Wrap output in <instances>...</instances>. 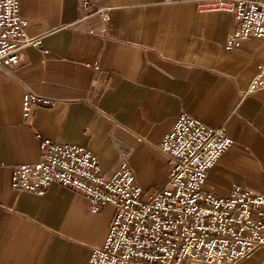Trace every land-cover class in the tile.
<instances>
[{
  "label": "crops",
  "instance_id": "crops-1",
  "mask_svg": "<svg viewBox=\"0 0 264 264\" xmlns=\"http://www.w3.org/2000/svg\"><path fill=\"white\" fill-rule=\"evenodd\" d=\"M20 11L42 44L0 68V264H87L115 215L112 205L93 213L57 183L42 195L12 188L14 168L41 159L42 139L92 151L107 176L126 162L147 199L169 181L159 145L187 113L234 141L206 188L264 194V89L248 93L264 38L228 50L232 11L202 12L196 0H90L88 10L81 0H20ZM87 14L93 32L80 23ZM26 94L51 103L25 113ZM238 264H264V246Z\"/></svg>",
  "mask_w": 264,
  "mask_h": 264
},
{
  "label": "built area",
  "instance_id": "built-area-1",
  "mask_svg": "<svg viewBox=\"0 0 264 264\" xmlns=\"http://www.w3.org/2000/svg\"><path fill=\"white\" fill-rule=\"evenodd\" d=\"M171 2L173 0H164ZM202 12L229 10L237 26L226 48L237 49L249 37L264 38V0H196ZM84 10L90 0H81ZM104 21L109 11L98 10ZM82 27L93 32L89 14ZM20 11V0H0V68H15L28 47H40ZM264 89V64L248 93ZM48 99L26 94L23 108ZM234 141L225 127H211L182 113L159 145L170 166L165 188L145 199L144 190L126 162L107 176L98 155L75 144L49 139L40 143L41 159L14 168L12 188L42 195L53 183L84 195L93 213L115 208L103 246L95 248L87 264H238L264 246V194L235 187L226 195L206 188L210 169Z\"/></svg>",
  "mask_w": 264,
  "mask_h": 264
}]
</instances>
